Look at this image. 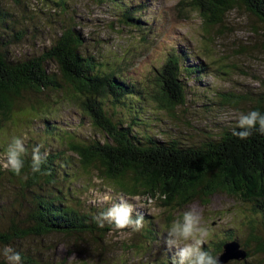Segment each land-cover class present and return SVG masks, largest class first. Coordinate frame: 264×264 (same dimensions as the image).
Instances as JSON below:
<instances>
[{"label":"trees","instance_id":"1","mask_svg":"<svg viewBox=\"0 0 264 264\" xmlns=\"http://www.w3.org/2000/svg\"><path fill=\"white\" fill-rule=\"evenodd\" d=\"M104 1L116 10L122 25L136 28L143 35L141 40H146L152 26L141 29L139 19L148 9L147 3L133 6L128 0ZM49 2L65 12L62 0ZM239 4L258 19L264 34V0H181L165 12L170 22L177 25L188 18V11H197L206 26L211 27L221 23ZM11 18L0 2V132L14 118V110L25 94L54 92L61 96L56 105L63 99L75 104L107 141L89 144L76 141L66 128L52 121L51 115L40 112L48 106L43 100L30 105V117L24 122L29 123V130L34 122L39 124L41 141L31 135L25 142L27 153L22 175L3 168L0 162V181L6 177L17 184L14 188L18 190L14 207L18 220L13 218L7 229L0 231V245L52 234L88 235L102 241L114 227L107 223L99 227L96 217L100 211L82 206L77 190L70 187L79 173L88 178L95 173L112 192L141 200L154 199L167 210H182L195 202L207 205L215 194L224 193L250 204L253 213L264 215V136L257 134L241 141L232 135L233 128L219 137L207 138L200 145L182 148L164 133L152 135L154 123L148 114L173 112L186 103V83L180 77L194 76L200 80L206 73L205 65H186L193 58L191 53L172 46L163 64L153 68L154 77L150 72L141 75L137 70H129L131 61L125 54L119 59L110 53L115 59L104 62L96 45L89 48L91 44L81 28L70 18L62 22L65 24L59 35L40 55L15 60L8 48L19 43L25 31L15 30ZM49 63L57 68L61 80L47 70ZM253 109L264 111V91ZM116 111L119 113L115 115ZM54 141L62 143L64 149L53 148ZM37 145H43L41 152H46L47 158L41 171L34 173L31 155ZM1 148L4 153L6 147ZM143 217V238L155 242L158 235L153 224ZM247 226L249 233L244 243L230 229L227 240L211 242L204 250L220 257L223 245L235 241L247 253L244 261L254 254H264V219L261 233L255 222L248 221ZM250 243L254 244L252 249ZM22 256L23 264H37L25 253ZM162 256L160 264H172L175 257L169 250H163Z\"/></svg>","mask_w":264,"mask_h":264},{"label":"rangeland","instance_id":"2","mask_svg":"<svg viewBox=\"0 0 264 264\" xmlns=\"http://www.w3.org/2000/svg\"><path fill=\"white\" fill-rule=\"evenodd\" d=\"M49 1L58 0H0L12 15L11 25L14 29L25 31L24 38L8 48L12 59L25 60L40 55L71 18L91 44L89 48L96 45V51L104 62L115 59L110 53H115L119 59L125 54V58L131 61L129 70H137L141 75L150 72L154 77L156 73L153 68L158 69L171 47L175 46L192 54L193 58L186 65L207 67L200 80L194 76L180 77L186 83L184 106L176 107L173 112L155 111L148 114L154 123L151 125L152 135L164 133L169 140L179 142L182 148L200 145L209 137H219L225 130L235 128L237 112L251 110L264 91L262 24L243 4L229 11L221 23L208 27L197 11H188L186 20L172 24L165 11L181 0H128L133 6L137 3L148 5L140 16V28L148 30L152 26V29L146 40L142 41L143 35L136 28L120 23L116 10L109 2L62 0L66 6L63 13L62 7L55 9ZM47 70L56 73L60 79V73L53 63L47 65ZM60 99L61 96L54 92L23 96L14 110V118L0 132L2 164L4 156L1 147H6L12 137L20 136L26 142L34 135L41 141L38 137L41 130L39 124L34 122L31 125L33 129L29 130V123L24 122L30 117V105L37 100L48 104L40 112L51 115L52 121L66 128L76 141L87 144L107 141L105 135L82 116L75 104L63 99L56 105L55 101ZM106 109L109 110L110 106H106ZM110 113L113 115L112 111ZM52 147L64 149L59 141H54ZM3 168H6L4 164ZM80 174L70 187L77 190L76 194L85 209L102 211L120 199H127L135 206L134 215L145 216L153 224L158 239L149 243L143 238L144 228L139 232L114 228L100 242L88 235L73 237L52 234L17 241L10 246L30 256L37 264H160L164 259L163 250H169L173 256L177 252V249H169L163 244L162 234L187 209L200 212L210 230L203 248L211 242L227 240L230 229L234 230L231 232L234 237L244 243L249 233L248 221L256 223L258 233L263 231L260 224L264 215L253 213L250 204L224 193L215 194L207 205L195 202L182 210H167L154 199L141 200L112 192L107 184L95 177V173L89 178ZM14 186L17 184L6 177L0 181V231L6 230L13 218L18 220L14 213L18 190ZM253 246L250 243L249 248ZM227 264H264V254H254L246 261H229Z\"/></svg>","mask_w":264,"mask_h":264},{"label":"clouds","instance_id":"3","mask_svg":"<svg viewBox=\"0 0 264 264\" xmlns=\"http://www.w3.org/2000/svg\"><path fill=\"white\" fill-rule=\"evenodd\" d=\"M235 118L237 123L232 135L239 140L246 141L257 134L264 136V111L253 109L237 112ZM42 147L43 145H37L32 150L31 166L34 173L40 172L46 162L47 153L41 152ZM26 153L24 139L20 136L12 137L3 153L4 167L18 176L22 175ZM134 211L135 206L132 203L127 199H120L98 213L97 224L101 228L107 223L115 229L139 232L144 227V217L140 214L134 215ZM209 235L210 230L201 213L187 209L166 227L161 239L169 249H177L172 264H219V256L202 247ZM0 264H23V256L12 246L4 245L0 248Z\"/></svg>","mask_w":264,"mask_h":264},{"label":"water","instance_id":"4","mask_svg":"<svg viewBox=\"0 0 264 264\" xmlns=\"http://www.w3.org/2000/svg\"><path fill=\"white\" fill-rule=\"evenodd\" d=\"M247 253L240 248V244L235 241L227 242L223 245V252L220 255L219 264H227L229 261H244Z\"/></svg>","mask_w":264,"mask_h":264},{"label":"bare ground","instance_id":"5","mask_svg":"<svg viewBox=\"0 0 264 264\" xmlns=\"http://www.w3.org/2000/svg\"><path fill=\"white\" fill-rule=\"evenodd\" d=\"M157 20V19H156Z\"/></svg>","mask_w":264,"mask_h":264}]
</instances>
